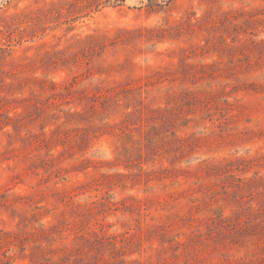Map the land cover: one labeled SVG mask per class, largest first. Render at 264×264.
<instances>
[{"label": "rangeland", "instance_id": "rangeland-1", "mask_svg": "<svg viewBox=\"0 0 264 264\" xmlns=\"http://www.w3.org/2000/svg\"><path fill=\"white\" fill-rule=\"evenodd\" d=\"M0 264H264V0H0Z\"/></svg>", "mask_w": 264, "mask_h": 264}]
</instances>
